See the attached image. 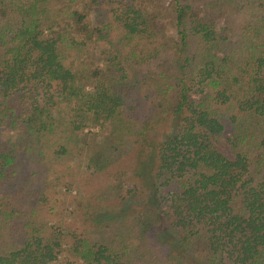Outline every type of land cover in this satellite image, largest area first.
Returning <instances> with one entry per match:
<instances>
[{"label":"trees","instance_id":"trees-1","mask_svg":"<svg viewBox=\"0 0 264 264\" xmlns=\"http://www.w3.org/2000/svg\"><path fill=\"white\" fill-rule=\"evenodd\" d=\"M3 128L0 264H264V0H0Z\"/></svg>","mask_w":264,"mask_h":264},{"label":"rangeland","instance_id":"rangeland-1","mask_svg":"<svg viewBox=\"0 0 264 264\" xmlns=\"http://www.w3.org/2000/svg\"><path fill=\"white\" fill-rule=\"evenodd\" d=\"M88 8L87 11L90 19L93 18V15H95V17L99 15V11L97 8L95 9L94 6H89ZM90 11L93 13V15ZM218 24L220 27H222L223 20L218 21ZM162 25L163 29H159L155 32L158 44L163 47L162 51H165L166 49L174 50L177 40L176 32L170 22L165 24L163 23ZM92 131H96V129ZM11 135L12 134L9 133L8 129H0V141L8 140ZM216 145L226 157L233 159L234 156L231 148L224 139H220ZM54 169L56 171L55 173H58L63 178L62 181L64 183L68 182L71 184V187L70 189H63L61 195L58 196L57 202L60 203V207L48 215V218L51 219V223L63 231L65 236L64 238L67 242L72 241L71 237L69 236L70 232L83 234L84 229H90L87 237L93 242H98L100 240L103 242L104 240L109 239L115 233V229H110L109 231L108 229L103 228L95 230L94 228L90 227L88 223L85 224L84 221L81 223L72 216V209H74L75 200L78 197V186L81 185V183L84 184L91 181V177L89 176L85 165L80 166V164L77 162L70 164L61 163L57 164ZM186 261L187 264H198L189 258H187Z\"/></svg>","mask_w":264,"mask_h":264}]
</instances>
